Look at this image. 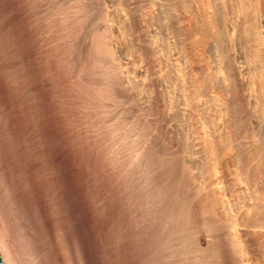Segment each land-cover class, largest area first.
<instances>
[{
	"label": "bare ground",
	"instance_id": "obj_1",
	"mask_svg": "<svg viewBox=\"0 0 264 264\" xmlns=\"http://www.w3.org/2000/svg\"><path fill=\"white\" fill-rule=\"evenodd\" d=\"M0 256L264 264V0H0Z\"/></svg>",
	"mask_w": 264,
	"mask_h": 264
},
{
	"label": "rangeland",
	"instance_id": "obj_2",
	"mask_svg": "<svg viewBox=\"0 0 264 264\" xmlns=\"http://www.w3.org/2000/svg\"><path fill=\"white\" fill-rule=\"evenodd\" d=\"M63 113V112H62ZM63 114H65V112L63 113ZM69 122H71V121H69V119H68V122H67V120H66V122H64V125H67V126H70V123ZM66 123H68V124H66ZM68 136L70 137V135L68 134ZM67 137V136H66Z\"/></svg>",
	"mask_w": 264,
	"mask_h": 264
},
{
	"label": "water",
	"instance_id": "obj_3",
	"mask_svg": "<svg viewBox=\"0 0 264 264\" xmlns=\"http://www.w3.org/2000/svg\"><path fill=\"white\" fill-rule=\"evenodd\" d=\"M0 264H4L1 256H0Z\"/></svg>",
	"mask_w": 264,
	"mask_h": 264
}]
</instances>
